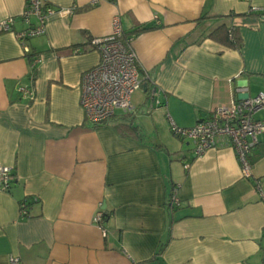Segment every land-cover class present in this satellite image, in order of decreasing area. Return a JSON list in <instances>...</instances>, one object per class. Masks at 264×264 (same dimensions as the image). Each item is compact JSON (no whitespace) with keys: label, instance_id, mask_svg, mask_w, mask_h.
Returning <instances> with one entry per match:
<instances>
[{"label":"crops","instance_id":"1","mask_svg":"<svg viewBox=\"0 0 264 264\" xmlns=\"http://www.w3.org/2000/svg\"><path fill=\"white\" fill-rule=\"evenodd\" d=\"M41 1L71 12L48 16L29 58L16 37L26 0H0V20L13 18L0 30V166L14 176L0 190V264H262L264 132L244 177L226 139L193 158L170 120L190 127L238 86L264 91V0ZM114 18L123 35L151 27L130 38L142 85L129 110L92 124L81 77ZM221 25L237 45L208 36ZM99 202L105 234L92 221Z\"/></svg>","mask_w":264,"mask_h":264},{"label":"built area","instance_id":"2","mask_svg":"<svg viewBox=\"0 0 264 264\" xmlns=\"http://www.w3.org/2000/svg\"><path fill=\"white\" fill-rule=\"evenodd\" d=\"M55 12L70 13L71 9L43 5L41 0H26L20 16L27 27L16 33L24 54L30 52L27 40L42 34L48 16ZM31 18L35 19V24L31 23ZM12 24L13 18L6 17L0 20V30L9 31ZM112 25L113 30L110 35L92 39V44L99 52V61L81 77L80 105L87 121L92 124L106 121L118 110H129L131 94L142 85L136 54L130 39L124 37L117 18L113 19ZM40 59L39 56L33 57L29 69L33 70ZM32 87L24 86L21 90L33 98ZM235 91L237 97L231 98L227 103L214 106L210 109L209 115L190 127H179L170 120V131L176 137L188 140L192 144L193 158L215 147L219 140L226 139L236 154L242 175L250 177L252 150L258 142V135L264 132V117H255L259 110L264 109V91L254 96L245 94V86H238ZM154 94L153 88L150 95ZM188 165L185 163L184 167L187 168ZM11 170L9 166H0V190H8L13 181ZM256 189L261 201L264 202V194L258 183ZM170 199L171 203H178L175 189L172 190ZM101 205L102 203L99 202L92 221L105 234L106 212ZM19 212L22 217L27 215L24 200L20 203ZM10 260L16 261L14 258ZM262 264H264V254H262Z\"/></svg>","mask_w":264,"mask_h":264},{"label":"trees","instance_id":"3","mask_svg":"<svg viewBox=\"0 0 264 264\" xmlns=\"http://www.w3.org/2000/svg\"><path fill=\"white\" fill-rule=\"evenodd\" d=\"M150 28L151 27H147L145 25H140L134 31L128 32V34H124V37L130 39L131 36L137 35L140 32L148 30ZM208 36H210L212 38H215V39H218V40L225 39V40L229 41L230 43H232L234 45H237V41L235 39V35L233 33L232 27L227 28L225 25H221L219 27H216V28L212 29L208 33ZM221 36H223V38ZM31 55L32 54L29 52V54H28L29 58L31 57ZM119 128L122 129V132H124V133H126L128 135L139 136L137 128L135 126H133V125H126L124 127H119ZM125 131H129V132H125ZM24 201L26 202V200H24ZM106 217H107V214H106L105 218Z\"/></svg>","mask_w":264,"mask_h":264},{"label":"water","instance_id":"4","mask_svg":"<svg viewBox=\"0 0 264 264\" xmlns=\"http://www.w3.org/2000/svg\"><path fill=\"white\" fill-rule=\"evenodd\" d=\"M143 86H146V83H144Z\"/></svg>","mask_w":264,"mask_h":264}]
</instances>
